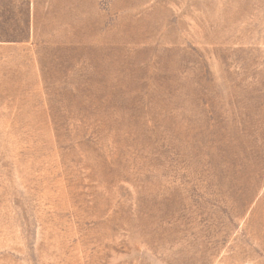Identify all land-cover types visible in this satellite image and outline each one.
<instances>
[{
	"label": "rangeland",
	"instance_id": "374dc122",
	"mask_svg": "<svg viewBox=\"0 0 264 264\" xmlns=\"http://www.w3.org/2000/svg\"><path fill=\"white\" fill-rule=\"evenodd\" d=\"M0 264H264V0H0Z\"/></svg>",
	"mask_w": 264,
	"mask_h": 264
}]
</instances>
